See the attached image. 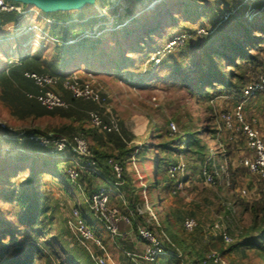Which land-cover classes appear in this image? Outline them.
Listing matches in <instances>:
<instances>
[{
    "label": "rangeland",
    "instance_id": "374dc122",
    "mask_svg": "<svg viewBox=\"0 0 264 264\" xmlns=\"http://www.w3.org/2000/svg\"><path fill=\"white\" fill-rule=\"evenodd\" d=\"M18 4L30 14L20 18L19 26L10 24L0 30L10 35L6 41L18 53L33 40L36 46L31 54L53 59L57 56L55 48L66 44L53 43L41 34L55 38L52 28L63 39L82 31L101 33L95 39H86L90 41L83 49L74 50L71 68L65 70L70 71V77L101 89L103 105L99 109L104 121L113 118L120 130L123 127L131 136L126 139L128 157L118 160L126 169V184L122 175L121 179L116 174L106 176L111 182L110 208L118 211L117 218L122 220L120 230L123 224L129 225L128 216L136 222L139 216L142 223L139 226L148 228L171 253L160 258L161 264L178 262L173 256L181 264H188L191 259L194 262L196 252L209 264H264V254L258 246L233 249L246 239L260 243L258 232L251 229L253 208L247 210L246 206L251 208L264 200V181L250 175L242 165V160L251 155L247 138L236 134L238 141H231L235 133L227 131L224 123V116L238 107L243 88L264 78V40L256 47L252 45L254 38H264V0H96L82 10L56 12L84 14L86 21H71L69 28H78L71 32L54 25L50 15L55 13ZM238 21L252 28L249 35L237 29ZM32 28L38 31L24 33V29ZM232 44L259 55L261 64L246 65L236 57L235 63L240 62L239 65L230 66L228 57L232 54L224 46ZM219 51L225 56L217 59ZM211 58L218 62V69L213 68ZM221 68L223 71H218ZM228 71L242 73L245 78L237 93L227 90L222 79V74ZM204 76L208 78L200 83ZM1 107L0 244L2 237L16 233L17 238L4 245L6 257L14 260L21 242H25V249L36 246L43 253V260L37 259V264H49V261L94 264L90 251L94 255L101 252L93 244L79 240L74 229L76 212L80 211L82 219L103 234L100 239L111 259L108 264H135L124 254L130 246L129 238L127 241L112 238L105 225L92 214L89 202L93 187L89 181L80 184L81 187L73 184L65 178L71 169L66 166L58 169L52 166L35 175L37 171L30 155L16 158L18 153L29 154L24 143L12 144L4 136L8 131L26 134L34 130L57 134L56 131L71 127L73 131L69 132L83 135L90 149L117 158L120 154L115 144L108 139L100 140L86 113H81L77 121L60 118L18 121L4 117ZM245 118V123L259 132L264 143V96L247 103ZM238 129L239 124L234 132ZM194 132L207 148L202 157L187 152V143H182ZM158 158H168L171 165L166 168L159 187H154L160 178L155 169ZM15 161L29 162L19 171L6 172L8 167L18 164ZM205 171L215 176V184L206 183ZM98 183L105 186L101 178ZM245 189L248 194L243 197L241 192ZM30 191L40 193L47 200L53 221L49 232L40 233L20 225L22 213L18 199L28 196ZM163 209L179 221L177 225L165 220ZM187 218L198 224L193 233L183 227ZM217 225L229 233L231 244L222 241ZM144 248L145 245L140 253ZM212 256L219 259L217 263L210 260Z\"/></svg>",
    "mask_w": 264,
    "mask_h": 264
},
{
    "label": "trees",
    "instance_id": "16d2710c",
    "mask_svg": "<svg viewBox=\"0 0 264 264\" xmlns=\"http://www.w3.org/2000/svg\"><path fill=\"white\" fill-rule=\"evenodd\" d=\"M52 19H54L57 23H67L69 22L74 16H77L79 19H84V14L81 12L78 15H73V14H65V13H55L50 15ZM17 20V15L16 14H8L3 17L1 25L9 24V23H14ZM121 25V24H120ZM237 29L240 31V29L244 30V33L246 35H249L251 32V27L247 26L245 27L241 22H237ZM54 30V37L58 40L59 38L63 39L62 36L57 35ZM84 34V32H78L76 33V36L80 37ZM58 38H57V37ZM76 41L74 44H66L63 47L62 46H57L55 48L56 50V58H54L53 63L48 67L44 68V65L41 61L31 58V57H26L19 61L17 64H14V68L10 71L8 75V81L16 84L17 89L13 92L7 91L6 97L4 98V101L8 103V106L10 109H12L13 113L18 116L20 119H27L29 117H34L36 119L39 118H60V119H68V120H74L77 121L81 118V113H86L89 117V113L92 111H100V107L97 106L96 104L92 103L91 101H84V100H75L72 95L69 92H66L62 88V83H63V78L61 76L55 75V71L60 68L65 66V68L72 62V56L76 53L75 50H81L83 49L84 45L90 41L86 39H80ZM99 39V38H98ZM98 39L96 41H98ZM255 42H253V46L256 47L258 46V43L263 41L264 38H254ZM62 41V40H60ZM65 43L69 41V37L67 36V39H64ZM95 47V45L93 46ZM224 48L232 54V56H229V64L230 66H234L235 64L238 66L240 62H236V57H238L239 61H243L246 65L255 62L256 64H261V57L259 55H253L250 52H248L244 46H237L232 44L231 45H226ZM225 56L222 52H218L216 54L217 59L222 58ZM238 61V60H237ZM210 62H212V66L214 69L219 68L218 62H214L213 58H211ZM223 71L221 68L218 71ZM26 74H34L38 76H58L60 79V85L56 88L57 93L62 96L70 105V108L68 110L64 109H57L54 111H49L46 108H44L41 103L38 101L37 97L41 95L42 90L35 84V81L29 77L26 76ZM216 76V73L214 74V77ZM5 77V76H4ZM2 79L3 76H0ZM208 77L204 76L203 78L200 79V83H204V81ZM222 79L227 85V90L233 91V92H239L241 88L244 85L243 79L245 80L244 76L242 73L234 74L228 72H224L222 74ZM244 89V88H243ZM242 89V90H243ZM259 97H262V95H259ZM257 99V98H256ZM85 106L86 109H83L82 107ZM81 108V109H80ZM80 110V112H79ZM87 110V111H85ZM101 113V111H100ZM102 115V113H101ZM90 118V117H89ZM105 122H109V120H105ZM73 131V128H64L62 130H58L57 135L60 136H69L73 134H78L79 132H69ZM97 131V130H95ZM210 131V130H209ZM69 132V133H68ZM47 131H39V130H34L29 133H26L24 136L21 137V140L24 141H10L12 144H20L24 143V146L29 150V154H24V153H18L16 158H20L22 155H30V160H33V163L35 164L33 166V169L37 171L35 175H41L46 171L48 168H52V166H56L55 169H58L59 167H70L69 161L65 160L63 158H56L54 156H44L43 153H45V150L39 146L37 143H32L29 141H25V138L31 136V135H45ZM98 133V131H97ZM212 133V132H210ZM100 140L103 139H108L111 143H114L115 146L117 147L118 153L120 154L119 157L114 158L110 155L102 154L101 151L91 148L93 159L96 161L97 164V173H92L88 170H84L80 172L79 178L77 180H71L70 177L65 173V178H67L70 182L73 184H78L80 187L82 183L89 181L90 186L93 187V193L98 190L100 185H98V181L100 176H112L115 175L112 167L109 165V161H113L114 163L118 164L121 166L122 169V177L124 180V183L126 184V169L124 167V164H119L118 160H124L125 158L128 157L129 151L127 150V140L131 138V136L127 133V131L124 130L122 127V130H120V125H119V132H114L111 134H100ZM235 138V136H234ZM231 141L237 142L238 138H235ZM182 143H187V152L192 153L194 155H198L200 157L204 156L206 153V146L205 144L197 137V132H194L189 135L187 139H184ZM246 147V146H245ZM248 149V147H247ZM32 155V156H31ZM33 157V158H32ZM16 163L18 161H15ZM29 162V161H28ZM28 162H18L16 165H11L10 169H6L5 171L10 173L11 171H19L25 167V163ZM88 165V160H86L83 164L84 167ZM171 165V162L168 161V158H158L155 162V169L156 173L158 176H160L159 180L157 183L154 185V187H159V185L162 183L163 179L162 176ZM16 166V167H15ZM10 171V172H9ZM53 172V171H52ZM31 181V180H30ZM29 195H24L23 197L18 199L19 206L21 209L22 216L19 220L21 227L27 228V229H36L42 232H49L51 231V227L53 225V221L50 219V214L48 212V206H47V200L43 199V196L40 193L37 192H27ZM92 193V195H93ZM91 195V196H92ZM160 207H162L160 205ZM247 210L252 209V212H254L255 217L254 221L252 223L251 229L254 232H258V240L260 239V243L258 244V241L256 243L249 242L248 239L242 241V243H238L236 246H234L233 249L237 250L243 245L245 246H258L263 254H264V200L261 202H258L255 204V206L251 207L246 206ZM163 212L165 213V220L171 224H178L179 221L174 220L173 216L169 213H166V211L163 209ZM261 218V223L258 220L259 217ZM139 220H137V226L141 223V218L139 216H136ZM140 222V223H139ZM142 224V223H141ZM139 228H142V226H138ZM94 230V229H93ZM96 235L99 238H102L100 231L96 228L95 230ZM139 234V233H138ZM16 233L11 234L7 238L2 237V243L0 244V264H37V259L43 260V253L39 250H36V246H33L31 248L25 249V242H21L20 244V249L17 252V255L15 259H9L6 257V249L4 248V245L7 244L8 242H15L17 241L16 238ZM105 243V242H104ZM3 244V245H2ZM36 245V244H35ZM182 248V247H181ZM196 258L194 259V262L192 259L188 264H209L210 261L207 259L204 260V256L202 254H199L198 252L195 253ZM173 259L178 260V262H175V264H181L179 261V258L177 259V256L171 257ZM49 264H52L51 261H49Z\"/></svg>",
    "mask_w": 264,
    "mask_h": 264
},
{
    "label": "built area",
    "instance_id": "2783aa9c",
    "mask_svg": "<svg viewBox=\"0 0 264 264\" xmlns=\"http://www.w3.org/2000/svg\"><path fill=\"white\" fill-rule=\"evenodd\" d=\"M16 14L17 23L15 26H19V20L22 17L30 14L29 10H25L22 5L17 2L0 0V24L5 15ZM106 28H103L105 31ZM24 33H32L38 31L37 28H32L31 30L24 29ZM102 31V32H103ZM44 37H47L53 43H58L60 40L55 38H50L48 34L41 32ZM101 33L97 32H84L80 39H95ZM33 38V37H32ZM31 38V39H32ZM36 39H39L36 37ZM36 41L29 40L28 46H23L24 55L30 54L31 49L36 46ZM75 41L64 43V44H74ZM175 45V44H174ZM173 45V46H174ZM171 46V47H173ZM27 77L33 79L35 84L42 90L41 95L37 97L41 105L49 111H54L57 109L68 110L70 108L69 103L60 96L55 89L60 85V79L58 76H38L26 74ZM62 88L66 92H69L75 100L91 101L100 108L103 105V93L98 87H95L92 83L84 82L78 80L76 77H70L62 83ZM259 95L264 96V78L259 82L251 84L244 88L241 94L240 102L238 107L233 113L224 116V123L227 131L236 134H242L247 138V147L250 151L248 157L242 160L243 167L249 172L250 175L260 178L264 181V143L262 142L259 132L254 129L252 125L245 123V107L248 102L258 98ZM89 119L91 124L98 133L106 135L114 132H119V125L115 122L113 118L109 119V122H105L100 111H92L89 113ZM240 125V129L235 131L236 125ZM3 127V125H2ZM25 134H15L12 131L5 132L4 139L8 141H21V137ZM11 137V138H10ZM24 141V140H23ZM25 141L37 143L41 146L45 153L44 156H54L56 158H63L69 161L70 171L67 174L71 180H77L79 178L80 172L88 170L92 173H97V164L93 159L92 151L87 142V139L81 134H73L69 136H60L53 132L47 134L31 135L25 138ZM88 160V165L83 166L84 162ZM109 165L112 167L114 173L121 179L122 169L120 166L113 161H109ZM177 167L175 168V171ZM223 173V171L221 172ZM205 181L207 184H215V176L210 172H204ZM100 178L105 182L104 187H99L93 195L91 196L89 202V208L93 215L96 216L98 221L105 225L106 232L112 238H117L121 241H126L129 238L128 232H122L119 228V224L122 220L117 218L118 211L112 210L110 208L111 201V190L109 186L111 185L110 180L105 176H100ZM177 192H174V195ZM243 197L248 194L247 189L241 192ZM183 227L186 232L193 233L198 224L194 219L187 218L183 222ZM216 230L220 232L222 241L225 244H231L233 240L230 238L227 231H221L219 225H217ZM74 229L76 236L84 243L93 244L100 252L101 255H94L90 251V255L94 264H108L111 262L110 256L106 253V248L102 240L96 235L95 231L82 219V212L77 211L75 216ZM139 236L145 243V248L143 253H126L128 258L135 264H161L159 262L160 258L170 256V251L166 248L165 244L155 238V236L146 227H142L139 230ZM212 259L217 263L219 260L212 256Z\"/></svg>",
    "mask_w": 264,
    "mask_h": 264
},
{
    "label": "crops",
    "instance_id": "0c3cea01",
    "mask_svg": "<svg viewBox=\"0 0 264 264\" xmlns=\"http://www.w3.org/2000/svg\"><path fill=\"white\" fill-rule=\"evenodd\" d=\"M53 23L54 25H56V21L54 19ZM71 21H74L73 23H78V22H83L86 21L85 18L84 19H79L77 16H74L69 22L67 23H60L61 26H64L63 28H65L66 30H78V28H73L70 29L69 26L71 24ZM17 23H9V24H5V25H1L0 26V30L3 29V27L5 26H9L10 24L14 25ZM51 34L54 37V30L52 28ZM68 31V33H69ZM71 32V31H70ZM78 33V32H77ZM10 35L8 34H2V32H0V76H3V78H0V105L2 106L1 108H3L4 110V117H6L7 119H11V120H18V121H26V120H37V121H41V120H45V119H55V118H39L36 119L34 117H29L27 119H20L18 118V116L16 114L13 113L12 109H10V107L8 106V103L4 101V98L6 97L7 91H9L10 93L15 91V89H17V85L13 84L11 82L8 81V75L10 73V71L14 68V64H17L19 61H21L22 59L26 58V57H31V58H35L39 61H41L44 65V68H48L52 63H53V59L56 58V56L53 59H48L46 57H42L40 55H33V54H26L22 55V52H19L15 49L14 45H11L10 42H7L6 40H10L9 37ZM57 37V36H56ZM58 38V37H57ZM80 37L78 36H70L69 37V42L70 39H72V41H78ZM60 40H62L63 42L64 39L59 38ZM58 40V39H57ZM6 41V42H4ZM75 50V49H74ZM54 52L56 53V50H54ZM71 65H68V68H65V66L58 68L55 71V75L61 76V78H63V82L67 79L70 78L69 76V72H67V70L65 69H70ZM5 76V77H4ZM7 90V91H6ZM128 224H123V226H121V230H124L126 232H128L130 234L129 237V244L130 246L127 247V250H124V254L126 253H134V252H138L140 253L141 247L143 245H145L144 241H142V239L139 236V230L140 228L137 226V222L134 218H131L130 216H128ZM106 234V233H105ZM101 236L103 237V234H101ZM113 241V240H112ZM127 241V240H126ZM126 248V247H125ZM143 250V249H142Z\"/></svg>",
    "mask_w": 264,
    "mask_h": 264
},
{
    "label": "water",
    "instance_id": "95a60500",
    "mask_svg": "<svg viewBox=\"0 0 264 264\" xmlns=\"http://www.w3.org/2000/svg\"><path fill=\"white\" fill-rule=\"evenodd\" d=\"M17 3H25L36 7L44 13L67 12L82 10L86 6L93 5L96 0H8Z\"/></svg>",
    "mask_w": 264,
    "mask_h": 264
},
{
    "label": "bare ground",
    "instance_id": "6f19581e",
    "mask_svg": "<svg viewBox=\"0 0 264 264\" xmlns=\"http://www.w3.org/2000/svg\"><path fill=\"white\" fill-rule=\"evenodd\" d=\"M154 5H155V4H154ZM154 5H153V6H154ZM75 10H76V9H75Z\"/></svg>",
    "mask_w": 264,
    "mask_h": 264
}]
</instances>
